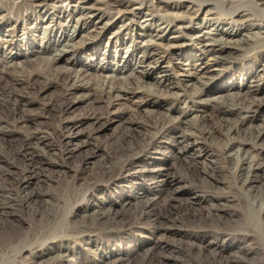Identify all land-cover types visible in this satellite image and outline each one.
<instances>
[{
  "label": "bare ground",
  "instance_id": "bare-ground-1",
  "mask_svg": "<svg viewBox=\"0 0 264 264\" xmlns=\"http://www.w3.org/2000/svg\"><path fill=\"white\" fill-rule=\"evenodd\" d=\"M26 1L36 10L26 13L25 18L44 17L46 26L55 22L49 27L53 30L57 24L54 16L67 14L80 24L79 32L87 31L85 43L100 39L111 28L118 29L115 36L124 32L142 38L132 40V50L145 52L147 59L172 57L173 50L187 45L184 40L193 38L185 32L197 30L201 48L191 47L187 50L189 56L202 59L209 53L208 64L222 66L233 62L253 39V33L264 34V0ZM52 3L55 13L49 8ZM221 10H226L229 17H216ZM5 16L0 12V22ZM120 22L124 25L119 26ZM141 22L145 25L143 28ZM135 25L139 26L136 30ZM0 30L12 36L4 41L3 48L13 53L14 27L4 30L0 26ZM168 33L172 36L168 37ZM69 35L51 36L50 43L53 38L57 44L70 46L74 36ZM166 39L171 42L169 47L162 43ZM38 51L31 49L37 59L40 57ZM50 53L54 62L64 55L62 50L53 49ZM11 59L13 57L0 59V254L3 257L17 264H32L35 258L59 251L54 254L52 261L55 263L64 257V252L79 253L55 245L52 247L55 252L47 254L51 251H48L49 243L55 238L83 234L89 243L93 242L105 252L103 257L111 264H264V206L253 205L257 218L248 221L246 214L237 212L239 210L229 204L237 201L236 189L252 186L258 174H261L258 183L264 185V144L260 143L264 141V121L252 122L254 114L264 104L263 99L254 95L261 91L260 86L251 88L240 86L238 82H227L225 88L222 86L219 90L221 94L214 95L215 100L211 98L214 104L209 105L204 103L203 96L211 92L208 85L214 83V79L204 81L191 74L183 75L181 80L195 79L199 84L191 93L193 98L189 97L192 99L182 109L196 113L194 134L191 135L163 116L142 118L133 114L148 102L146 99L161 95L169 86H177L167 82L171 77L167 68L159 69L163 79L157 84L144 86L141 83L144 77L156 73L155 69L145 66L147 60L144 57L106 60L105 65L97 67L80 64V68L65 71L49 66L35 71L18 69ZM133 62L144 68L138 73ZM109 69L115 74H108ZM257 72L254 68L240 72L244 80L240 83H246L250 75H257ZM81 103L88 105L87 110L70 117L69 112ZM126 113L132 115L125 116ZM226 113L236 116L228 131L223 117ZM117 117H123L124 128L104 144H94L92 139L99 129ZM87 120L92 126L84 133L80 127ZM139 126L153 134L135 135ZM81 135L89 138L84 141L85 145L94 144L91 154L97 149L106 153L104 160L89 170L91 154L77 165L65 160L75 151L73 142ZM166 136L171 138L167 148L171 147L174 161L165 163V167L150 164L143 172L145 179L134 187L137 189L134 194L120 187L115 195L110 193L106 199H100L92 212H85L89 207L80 205L78 187L84 188L83 191L102 193L106 184L116 182L122 176L134 175L139 163L153 158V150L164 143L161 138ZM211 139L217 143L213 145ZM195 143L205 156L211 158L209 164L200 166L192 156L191 160L184 159L188 145ZM237 145L249 146L256 160L252 164L242 158L236 175H231L225 156ZM52 151H56L52 158L44 157ZM56 167L60 168L56 170ZM52 171L57 173V178L72 183L73 189L67 200L74 199L72 216L79 220H66L67 205L62 200L65 195L61 197L42 189L52 179L49 175ZM177 175L196 184L192 188L203 192L199 202H183L175 195L176 190H170L168 185ZM30 183L36 186L28 188L26 185ZM196 203L201 208L198 209ZM25 217L29 218L25 220ZM27 221L35 225L25 228ZM14 227L23 233L11 234ZM149 228H152L151 236L133 239L126 248L116 252L107 250L116 240L109 238L101 244L91 240L100 232L130 236V233L142 234ZM192 233L199 236L193 237ZM44 243H48L46 250L41 247ZM258 254L263 258L261 262L254 261Z\"/></svg>",
  "mask_w": 264,
  "mask_h": 264
},
{
  "label": "rangeland",
  "instance_id": "rangeland-1",
  "mask_svg": "<svg viewBox=\"0 0 264 264\" xmlns=\"http://www.w3.org/2000/svg\"><path fill=\"white\" fill-rule=\"evenodd\" d=\"M53 6L54 3H52L49 8L52 13H55V8ZM34 9L36 10V8H34L31 3L29 1L27 2L26 0H0V12L6 15L0 22V26L3 27L4 30L7 27L13 26L15 29V32L13 34H16V37L14 38L15 42L13 53H9L8 51H5L3 45L5 43L4 41H6L7 39H12V36H8L5 34L6 31L3 32L2 30H0V59L3 60L4 58L13 57V59H11L12 64L18 69L24 68L29 71H35L40 70L42 66H49L51 68H54L55 70L65 71L69 70L70 68H80V64H90L94 67H97L100 65H105L104 62L106 60L124 61L125 59H139L144 57L145 60H147L145 66L151 67L156 71L154 75L144 77V82H141L142 84H145L144 86H153V84H157L159 80L163 79L161 76H159L160 72L158 71L159 69L165 68L170 70L171 73V77H169V80L167 82L173 85L177 84V86H169L167 87V90L165 92H162L161 95L146 99L148 100V102L145 105L142 104L140 108H138L136 111H133V114L135 116L137 115L142 118H148L160 115L165 117V119L171 124L180 126L187 134H194L193 124L194 120L196 119V113L183 112L182 109H185L190 99L193 98L192 94L196 91V88L199 84L198 82H196L197 80L195 81V79H188L187 81L181 80L184 77L183 75L185 74H191L193 75V77L197 76L198 78L201 77V79L204 81L214 79V83L208 85V90H210L211 92L203 96L204 103L206 104H214V101L211 100V98H213L214 95L221 94L219 90L222 86L225 88L227 82H238L240 86H251V88L255 85L260 86L261 91L257 95H254L257 98L263 99L264 101V34L253 33V39L250 40L249 44L244 50H241L238 53V56L233 59L232 63H227L222 66H211L208 64V56H210L209 53L204 55L202 59H192V57L189 56V51H187L191 47H198V49L201 48V44L197 40L199 37L197 36V33H199V31L197 30L185 32L186 35L193 36V38L190 40H184L186 41L185 44L187 45H184V47L181 49L173 50L171 54L172 57L168 56L161 59L160 57L154 56L153 58L147 59L145 52L141 50H132L134 44V41L132 40H134V36L132 37L131 35L125 34L124 32H122L123 34L115 36L118 31L117 28H111L110 30L106 31L100 39L85 43L88 37L87 31L79 32L80 24H76L73 19L71 20V16L67 14H58L57 16H54V21H56L57 24L56 26H54L53 30H51L49 27L55 22H52L51 25L46 26L47 24L43 22V20L46 21V18L44 17H36L35 19V17L32 16L30 18H25V14L34 11ZM219 12L220 13H218L216 17H219L220 19L229 17V14L226 10H221ZM124 22H120L119 26L124 25ZM140 24L143 23L141 22ZM200 24L201 23H198L197 25ZM144 26L145 25L143 24L142 28ZM134 27L136 30V28L139 26L135 25ZM196 27L199 28V26ZM224 28L226 29V26ZM151 32L155 33V31L153 30ZM68 34H73L74 36V40L72 41V44L70 46L66 47L61 43L57 44L53 39L59 38L61 36H68ZM51 36L53 38L51 40L52 42L50 43ZM167 36H172V34L168 33ZM135 39L136 41L142 40V38ZM45 41H47L48 44ZM162 43L166 47H169V44L171 42L166 39L163 40ZM44 47H46L47 49H44ZM31 49L39 50L38 54L40 57L38 59L36 58V56H33L34 54H32L33 52H31ZM53 49H55V51L62 50V52H64L62 59H59L57 62H54L51 58L52 53L50 52ZM132 66L135 68V70L138 71V73L144 68L143 66L134 62L132 63ZM250 68H254V71L258 70L257 75H250L249 79L245 81L246 83H240L244 81L242 80L241 75H239L240 72L246 71ZM109 70L110 71H108V74H115L114 70ZM213 99L215 100L216 98ZM217 99L222 100L221 97H217ZM87 108L88 105H86L85 103H81L77 108L69 112V116L73 118L79 116L80 114H82V112L84 113ZM124 115L128 116L129 113H126ZM223 117L226 120L224 122L227 123L226 131H228V129L231 127L230 125L234 123L236 116L226 113L223 115ZM122 119L123 117H117L115 121L111 122L107 126L101 127L96 134L97 138L95 137L94 139H92V142L97 145L104 144L109 138H114L124 128V119ZM254 121L255 123H262L264 121V104L254 114L252 122ZM91 126V121L87 120L84 125L80 127V129L85 133V131H88ZM144 133L153 134L149 133L144 127L139 126L135 135H143ZM88 139L89 138H87V136L85 135H81L80 137L75 138L73 146L75 145L76 149L73 154L69 155V157L65 159L69 164H81L83 159L87 155L91 154L95 146L94 144L85 145L84 141ZM170 140L171 138L169 136L161 138V141H164V143H162L160 147L153 150V153L151 154L153 158L150 159L148 157L144 160V162H141V164L139 163V165L135 169V171L138 172L129 177L122 176L118 178L116 182L106 184V190L102 191V193L101 191L92 190L83 191L84 188L78 187L79 191H81V195L78 196V198H80V205L84 208L89 207L85 212H92V209L98 204L100 199H106L107 196L110 195V193H114L115 195V191L118 192L120 187L129 189L130 193L133 192L134 194V190H137L136 188L134 189V187H136V184H138L140 181L145 179V177L143 176L145 174L143 172L149 167L150 164H158L157 166L165 167V163L174 161L171 158V147L167 148L168 142ZM210 142L213 145L217 143V141L214 139H211ZM260 143L264 144V141L262 140L260 141ZM196 144L197 143H195V145H188L186 154L183 155L184 159L191 160L190 156H192L195 158L196 163L200 166L209 164L211 158L205 156L199 144L197 146ZM248 147L249 146L243 147L237 145V147H233L226 154V166L229 172L231 171V175H236L239 167L238 164L243 159L246 160V162L250 161L252 164L255 162L254 160H256V156L253 155V152L248 149ZM54 152L56 151H52L49 154L46 153L44 157L50 159L52 158V156H54ZM105 156L106 153L104 151L97 149L94 154H91V156L88 158V170L98 166L104 160ZM59 168L56 167V170H58ZM49 175H52V179H50L47 184H44L42 186V189L49 190L55 195L57 194L58 196L63 195L64 197L65 195L62 200L67 205V210H65L67 213V216H65L66 220H79V217L74 218L72 216V211L74 209H72V204L74 203V199L71 197L72 199L70 201L67 200L70 198L69 194H71V191L73 189L72 183L67 184L66 181L62 178H57V173H54L53 171L49 172ZM177 176V178L171 181L168 185L170 190H176L177 194L175 195L180 197L181 201L183 202H199V200L202 198L201 196L203 192L192 188V186H196V184H191L190 182L185 181L183 178H180L179 175ZM260 178L261 174H258V177L254 178V184L252 186H244L241 188L238 187L236 189L237 201L234 204L232 202H228L229 204L234 206V209L239 210L237 212H243L244 214H246L248 221H253L257 218V214L253 209V205L257 206L261 204L262 206H264V185L258 183ZM219 185H222V183L220 182ZM26 186H28V188H32L36 186V184L30 183ZM149 196H153V194H150ZM50 200L54 201L53 198H50ZM204 204L205 203H202L201 206H204ZM197 206L198 209L201 208L198 203H196V207ZM28 218L29 217H25V220ZM34 225L35 223H32V221H27L26 223H24L25 228H32V226ZM12 230L13 231L11 234L14 235H21L23 233L21 229L16 227H14ZM151 233L152 228L145 229L142 234L138 235L136 233H130V236L118 233L107 235L105 232H100L98 236H94L93 238H91V240H93L94 243L96 242L95 244H101V242L109 238L116 240V242L112 243L111 246L107 249L108 251L112 250L116 252L119 249L126 248V245L129 244L131 240L148 238L146 236H151ZM192 236L198 237L199 235L198 233H192ZM87 238L88 237L86 235L75 234L68 238H55L54 242L49 243V246L48 243H44L43 245H41L42 249L46 250L45 247L48 246V251L51 250L47 254L55 252L54 248L52 250V247H54L55 245H59L62 248L66 247V249L67 247H69L68 249L76 250L79 254L76 255L70 252H64V257L60 261H56L55 263H53L52 260H54V254H57L59 252L57 251L53 255L51 254L49 256L45 255L42 258H35V261L32 262V264H103V261H106V264H111L110 260L103 257V255H105V252H101L97 248V246L93 244V242L89 243V240H86ZM262 259L263 258H261L260 254L254 256V261L256 262H261ZM0 264L17 263L3 257L0 254Z\"/></svg>",
  "mask_w": 264,
  "mask_h": 264
}]
</instances>
